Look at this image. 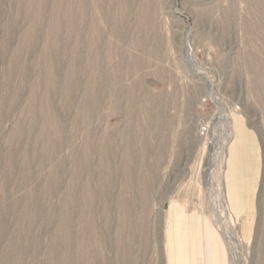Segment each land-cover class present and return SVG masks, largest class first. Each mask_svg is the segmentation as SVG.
Wrapping results in <instances>:
<instances>
[{
	"label": "rangeland",
	"instance_id": "rangeland-1",
	"mask_svg": "<svg viewBox=\"0 0 264 264\" xmlns=\"http://www.w3.org/2000/svg\"><path fill=\"white\" fill-rule=\"evenodd\" d=\"M0 264H264V0H0Z\"/></svg>",
	"mask_w": 264,
	"mask_h": 264
}]
</instances>
